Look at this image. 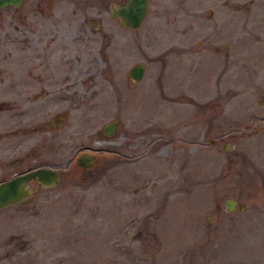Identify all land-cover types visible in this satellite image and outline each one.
<instances>
[{
  "label": "rangeland",
  "instance_id": "rangeland-1",
  "mask_svg": "<svg viewBox=\"0 0 264 264\" xmlns=\"http://www.w3.org/2000/svg\"><path fill=\"white\" fill-rule=\"evenodd\" d=\"M65 1L66 59L49 91L65 98L49 104L66 117L50 155L62 176L0 212V264H264V0L208 40L192 30V0H149L137 29L98 1ZM112 120L113 135L96 134ZM85 148L89 168L64 165Z\"/></svg>",
  "mask_w": 264,
  "mask_h": 264
},
{
  "label": "flooded vegetation",
  "instance_id": "flooded-vegetation-1",
  "mask_svg": "<svg viewBox=\"0 0 264 264\" xmlns=\"http://www.w3.org/2000/svg\"><path fill=\"white\" fill-rule=\"evenodd\" d=\"M97 1L100 6L95 7L106 9L114 19L116 18L111 15V8L125 2L94 0ZM192 1L189 12L193 7L199 9L195 13L194 9L192 13L190 12L192 16L190 25L192 30L196 31V37L202 40H208L207 37L224 31L226 26L235 29L237 24H241L243 16L258 8L254 5V0H246L248 2L244 8L240 7L239 0H222L223 8L220 9L216 8L220 3L218 0H209L210 3L208 0ZM65 2V0H0V184L18 179L39 168H48L57 174L56 184L50 187L38 183L31 177L21 178L23 191L27 195L20 202L5 209L29 206L36 195L58 185L62 176L61 164L50 162V159L59 156V153L54 151L57 149L56 142L65 141L64 137H61L60 129L64 126L66 117L62 111L51 112L56 106L51 108L49 104L52 100L64 104L65 98L60 95L58 99H51L49 91L51 81L56 80L57 75L62 73L61 66L65 64L66 59V38L63 28L66 16ZM56 5L58 9H54ZM214 13L221 14L223 18L212 22ZM237 17L238 20L235 22ZM206 20L207 25L204 22ZM82 21L85 23L88 21L93 31L96 30L101 37L108 38L95 21L85 16ZM201 30L207 32L200 36ZM92 35L87 37L84 34L77 38L82 42L89 38L91 40ZM103 44L101 43L100 48ZM100 48L97 52L104 58ZM74 58L69 60L75 62ZM56 89L54 87L52 91ZM43 105L49 106L46 108ZM96 134L104 136L101 130ZM82 153L90 154L92 161L94 160V152L85 148L74 151L72 158L67 155L62 162L68 166V159L70 165L84 169L76 162Z\"/></svg>",
  "mask_w": 264,
  "mask_h": 264
},
{
  "label": "water",
  "instance_id": "water-1",
  "mask_svg": "<svg viewBox=\"0 0 264 264\" xmlns=\"http://www.w3.org/2000/svg\"><path fill=\"white\" fill-rule=\"evenodd\" d=\"M146 2L147 0H125L123 4L111 8V15L118 20V24L121 27L137 29L140 27L145 17ZM143 73V65L136 63L130 67L127 76L133 81H139L142 78ZM116 125V120L107 123L101 129V133L106 136L112 135L115 131ZM76 162L77 165L85 169L92 164V158L90 154L82 153L77 157ZM29 177L34 178L38 183H42L46 187L53 186L57 182V174L55 171L48 168H39L22 177L20 176L18 179H13V181L0 184V211L24 199V196L27 194L23 191L21 182L22 179ZM38 180H40V182ZM223 205L227 212H230L235 208V202L232 199L225 200Z\"/></svg>",
  "mask_w": 264,
  "mask_h": 264
}]
</instances>
